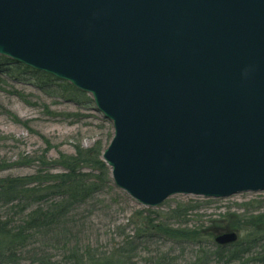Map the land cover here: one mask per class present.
I'll use <instances>...</instances> for the list:
<instances>
[{
	"label": "water",
	"instance_id": "95a60500",
	"mask_svg": "<svg viewBox=\"0 0 264 264\" xmlns=\"http://www.w3.org/2000/svg\"><path fill=\"white\" fill-rule=\"evenodd\" d=\"M0 56L92 95L140 204L264 192V0H0Z\"/></svg>",
	"mask_w": 264,
	"mask_h": 264
},
{
	"label": "rangeland",
	"instance_id": "374dc122",
	"mask_svg": "<svg viewBox=\"0 0 264 264\" xmlns=\"http://www.w3.org/2000/svg\"><path fill=\"white\" fill-rule=\"evenodd\" d=\"M7 63L26 67L0 56V65ZM12 72L26 73L18 81L0 74V179L36 173V165L20 162L24 156L42 154L47 148L42 136L49 141V157L54 160H59L60 154L75 158L76 146L90 155L97 145L106 149L111 143L113 123L96 110L90 94L78 96L71 84L57 82V78L38 74L31 68H14ZM84 99L90 100L91 105ZM88 108L90 110H86ZM76 111L82 112L78 121L69 114ZM101 160L105 163L103 155ZM86 171L102 177L91 169ZM54 172L60 173L61 169ZM111 181L69 215L73 221H78L74 231L69 233L72 237L73 232L75 234L71 243L66 247L61 242L52 243L45 250L46 240L39 239L46 257L52 262L89 264L90 259L96 257L101 263L120 259L121 264H196L208 259L210 264H217L214 260L219 250L214 235L221 232H236L239 237V246L229 247L227 254L240 249L252 255L264 247V192H248L218 200L177 195L151 208L137 202ZM53 200L49 202H55ZM45 204L40 206L45 208L52 203ZM18 207L16 204L1 206V220H12L17 225L36 208L32 206L22 213ZM169 231L194 232L197 239H175L167 234ZM74 248L78 253L75 262L72 258ZM250 255L245 259H250Z\"/></svg>",
	"mask_w": 264,
	"mask_h": 264
},
{
	"label": "trees",
	"instance_id": "16d2710c",
	"mask_svg": "<svg viewBox=\"0 0 264 264\" xmlns=\"http://www.w3.org/2000/svg\"><path fill=\"white\" fill-rule=\"evenodd\" d=\"M21 67L29 69L15 63L2 64L0 65V74L14 78L15 81L22 80V75L26 72H16L17 74L12 72L14 68L19 69ZM36 73L46 75L40 72ZM46 76L53 79L51 76ZM73 91L77 92L78 96H85L74 88ZM86 101L91 105L92 102L90 100ZM81 102H77V105H80ZM69 114L73 115L74 121L80 120V114ZM41 139L47 145L42 154L39 157L24 156L22 162H20L24 165H36L35 174L28 177L0 179V207L16 204L22 213L32 206L36 207L17 225L12 220L3 222L0 218V264H22L26 261H29L30 264H55L50 258L46 257V251H43L44 245L42 246L39 239L43 238L46 240L45 250L52 243L56 245L61 242L64 247L71 243L75 234L73 232L72 237V235L69 236V233L72 230L74 231L73 228L78 221H75V219L73 221V218H70L69 215L76 208L92 199L112 179L108 167L101 160L105 150L102 145H97L95 152L90 155L89 153L84 154L85 152L80 146H76L77 153L74 156L75 158H73V155L60 154L59 160H54L49 157L51 152L49 141L43 136ZM17 164L19 163L15 165ZM56 169H61V172L55 173ZM87 169L99 173L102 177L87 173ZM53 199H56V201ZM52 200L55 202H49ZM49 203L52 204L45 208L40 206ZM167 234L175 239H197V234L194 232H167ZM238 246L239 244L230 248ZM217 249L219 252L214 260L217 264H264V247H261L255 254L252 253V255L240 249L228 254V248ZM77 254V249L74 248L72 255L74 262L77 260ZM220 255L224 256L219 257ZM248 255L251 258L245 259ZM122 257L124 258V256ZM100 261L96 257L94 259L91 258L89 264L122 263L120 259L117 261L107 259L102 263ZM205 261L201 262L209 263L208 259Z\"/></svg>",
	"mask_w": 264,
	"mask_h": 264
},
{
	"label": "bare ground",
	"instance_id": "6f19581e",
	"mask_svg": "<svg viewBox=\"0 0 264 264\" xmlns=\"http://www.w3.org/2000/svg\"><path fill=\"white\" fill-rule=\"evenodd\" d=\"M86 110H90V109H86ZM74 113H78V114H81L82 115V112H80V111H76Z\"/></svg>",
	"mask_w": 264,
	"mask_h": 264
},
{
	"label": "clouds",
	"instance_id": "9594fccd",
	"mask_svg": "<svg viewBox=\"0 0 264 264\" xmlns=\"http://www.w3.org/2000/svg\"><path fill=\"white\" fill-rule=\"evenodd\" d=\"M245 75H247V71H245Z\"/></svg>",
	"mask_w": 264,
	"mask_h": 264
}]
</instances>
